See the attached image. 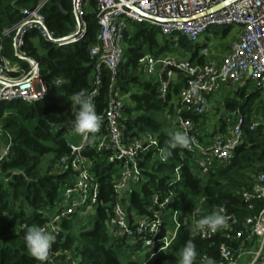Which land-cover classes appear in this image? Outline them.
Here are the masks:
<instances>
[{"label": "built area", "instance_id": "1", "mask_svg": "<svg viewBox=\"0 0 264 264\" xmlns=\"http://www.w3.org/2000/svg\"><path fill=\"white\" fill-rule=\"evenodd\" d=\"M48 1L43 0L34 9L21 11L19 22L0 32V108L5 103L17 101L27 104L43 101L51 91L64 84L61 78L52 83L43 80L38 61L24 49L28 33L36 32L42 41L56 48L83 42L85 38V12L90 0H74L75 26L63 39L57 38L46 27L41 9ZM92 1L99 30L96 45L89 49L90 59L96 60L89 94L95 93L93 101L102 125L99 132L89 134L87 138L82 136L79 144L67 142L68 153L54 164L53 174H68L69 183L56 204L43 212L46 223L42 227L56 237L47 264H84L76 247L53 249L58 238L67 235L63 229L66 219L74 218L78 225H82L84 219L94 220L99 209L105 212L104 227L119 253L129 252L131 261L149 264L172 246L182 226L179 221L181 210L172 187L182 179L184 159L189 157L194 177L204 181L217 169L225 168L245 142L246 115L239 110L232 113L234 124L227 133L217 134L205 142H200L194 122L183 115L202 119L210 111L212 98L223 88L243 86L251 81L254 91L260 95L259 109L262 111L259 114V109L252 110L248 130H264V0H238L220 9L217 8L229 0ZM129 23L158 30L159 40L164 37L165 41H170L177 34L191 45H197L201 35L210 27L236 26L240 29L237 39L218 63L209 59L205 47L194 60L164 54L157 58L146 55L138 61L142 75L157 85L158 98L165 105L163 115L169 122L166 134L180 131L192 138L189 148H181L180 163L165 182L167 191L152 190L149 195L142 193L147 184L144 170L151 171L155 163H164L161 157L165 150L160 148L148 123L127 125L142 115L133 113L128 116L125 113L130 102L118 86L119 66L126 49L124 35L133 29L129 28ZM12 34L13 54L9 58L4 54L2 41ZM198 59L202 62L199 63ZM103 70L109 74L108 97L100 109L97 98ZM177 75L181 78L178 79ZM179 83H183V87L174 98V88ZM89 150L93 154H86ZM148 154H151L150 159H146ZM6 155L0 125V160ZM145 159L149 168L143 166ZM95 161L111 167L113 200L105 202L100 197ZM247 176L251 185L243 188L239 195L246 210L253 212L257 202L264 203V171H249ZM134 192L141 200L147 201L140 209L131 201ZM202 203L203 199L187 221L193 230L191 239L211 241L221 234L226 242L203 254L197 264H208L209 259L215 264H264V206L242 224L234 213L222 206L215 212L223 209L228 227L212 232L196 228V221L203 218L200 214ZM141 256L144 260L140 259Z\"/></svg>", "mask_w": 264, "mask_h": 264}, {"label": "trees", "instance_id": "2", "mask_svg": "<svg viewBox=\"0 0 264 264\" xmlns=\"http://www.w3.org/2000/svg\"><path fill=\"white\" fill-rule=\"evenodd\" d=\"M41 1L43 0H0V32L15 26L21 18V11L34 9ZM73 2L74 0H49L41 9L46 27L54 32L57 38H66L75 26ZM85 20L87 32L83 42L67 47L56 48L42 41L36 32L26 35L24 49L31 58L38 61L43 80L52 83L61 78L64 84L61 88L51 91L43 101L34 104L17 101L5 103L0 108L2 142L6 149L11 145L10 151L7 150V155L0 160V264L38 263L25 248L24 233L29 227L45 225L43 212L56 204L65 185L69 183L68 174H53V167L60 157L68 153V135L72 134V140L76 138L71 130L76 112L71 103L72 95L81 89H86L88 93L92 90V74L96 60L90 59L89 49L96 45L99 30L92 0L86 9ZM13 37L14 34L2 41L4 54L9 58L13 54ZM159 37L158 30L142 28L140 25L135 26L130 33H125L126 49L118 75V86L130 102L125 113L128 116L142 113L136 120L128 122V127L131 123L136 126L148 123L149 130L159 140L160 148L172 152L164 163H155L151 171L144 170L147 180V184L142 188L144 195H149L152 190L167 191L165 182L171 178L173 169L180 163L178 156L181 148H169L168 141L172 133H157L156 128L153 130L151 127L152 122H156L159 116L163 115L165 105L158 98L157 85L143 78L138 64L146 55L155 58L164 55L165 46L161 44ZM179 44L181 48H186L188 42L181 37ZM197 50L190 57L192 60L197 58ZM198 62L201 63L202 60L198 59ZM102 73V85L97 98L100 109L107 101L109 83L108 72L103 70ZM182 87L183 83H179L176 89L174 88V93H179ZM239 95L242 97L239 104L227 101L226 112L210 135L201 123L205 117L201 119L183 115L194 122L195 129L200 134V142H205L217 134L227 133V126L234 124L232 113L239 109L246 114L245 142L236 150L233 159L225 168L217 169L204 181L194 177L189 157L184 159L182 179L172 187L181 210L179 221L182 226L172 246L149 264H180L182 250L185 242L189 240L196 245L198 255L194 264H197L203 254L226 242L221 234H217L211 241L191 239L193 230L187 221L198 208L200 200L203 199L200 206V214L203 217L225 206L229 212L235 214L240 224L249 216H255L264 206L263 202H257L255 210L248 212L239 195L243 188H249L251 185L247 176L249 171H264V130H248L253 105L258 102L259 107L261 106L260 95L257 91L248 95L242 92ZM225 116L228 119L231 117L232 120L226 119ZM86 154L91 155L93 151L89 150ZM49 156L51 158L47 159ZM150 157L151 154H148L146 159ZM146 159L143 166L149 168ZM111 171V167L105 162L95 161L94 172L100 184V197L105 202L113 200L110 187ZM131 201L137 209L147 204L136 192ZM105 220V212L99 209L96 218L92 220V229L83 232L76 219H66L63 229L67 235L58 238L53 250L76 247L84 264H139L130 259H121L118 247L115 248L114 242L106 232ZM92 256L96 257L94 261H90L89 257Z\"/></svg>", "mask_w": 264, "mask_h": 264}, {"label": "clouds", "instance_id": "3", "mask_svg": "<svg viewBox=\"0 0 264 264\" xmlns=\"http://www.w3.org/2000/svg\"><path fill=\"white\" fill-rule=\"evenodd\" d=\"M94 95L95 93L89 94L86 89H81L71 97L72 107L76 109L71 130L85 138L89 134L99 132L102 125V118L98 115L93 101ZM168 143L170 149L189 148L192 144V138L185 132L177 131L171 134ZM10 149L11 145H8L7 150L10 151ZM171 155V151H165L161 159L166 161ZM222 213L223 209L199 219L196 221V228L202 231L211 230L212 232L227 228V217ZM23 239L29 255L40 264H47L50 260V250L56 240L55 235L43 227H29L25 231ZM197 255L196 245L191 240L186 241L181 253L180 264H194ZM208 264H215V261L209 259Z\"/></svg>", "mask_w": 264, "mask_h": 264}, {"label": "rangeland", "instance_id": "4", "mask_svg": "<svg viewBox=\"0 0 264 264\" xmlns=\"http://www.w3.org/2000/svg\"><path fill=\"white\" fill-rule=\"evenodd\" d=\"M135 26L137 25L133 23H129V28H134ZM142 28H145V27H142ZM227 29L228 31L226 32ZM239 31L240 29L236 26H233L231 28L210 27L204 34L201 35L200 40L197 45H191L188 43L186 48H181L179 46L180 38L178 37L177 34L174 35L173 39L168 41V43L165 42L164 37L161 38V44L165 46L164 54L175 56L178 59L188 60L197 49H198L197 51L199 54L201 50L203 49V47L208 49L209 59H213L219 56L223 57L227 53V51L229 50V47L237 39ZM142 76L144 79L151 81L148 77H145L144 75ZM177 78L180 79L181 76L177 75ZM254 89H255L254 85L251 81H248L243 86L236 85V86H227L226 88H223L219 93L216 94L214 98H212V101L210 103V111L207 114V116H205V119H203L201 122L203 123V126L207 128L209 133H212L213 129L218 124L219 119L226 112L225 104L227 103V101L237 102L239 104V102L242 101V97L239 94L244 92L246 95H248V94H251L254 91ZM57 92L59 93L60 91H57ZM179 93H176L175 91V93H173V97L174 98L178 97ZM253 109H259L258 102H255V104L252 107V110ZM260 109L258 110L259 114L262 111ZM262 115H263V112H262ZM226 119L228 118L226 117ZM228 120H232V118L230 117ZM151 127L153 130H155L156 128L155 131L157 133L162 132V131H164L165 133L169 132V122L165 119L164 115L159 116L156 122H152ZM227 127L229 130L231 125ZM71 135L72 134L68 135L67 137L68 142L73 143V144H79L82 136L74 133L73 136H75L76 138L72 140ZM49 158L51 157L50 156L47 157V159ZM156 179H159V177H156ZM92 222L93 221L91 218L84 219L82 222V225H79V227L81 228V231L84 232L87 230H91L93 227ZM120 254H121V259L123 261L129 260V252L120 253ZM89 258H90V261H94L96 259L95 256H92ZM140 259L144 260V257L141 256ZM239 264H241V262Z\"/></svg>", "mask_w": 264, "mask_h": 264}, {"label": "water", "instance_id": "5", "mask_svg": "<svg viewBox=\"0 0 264 264\" xmlns=\"http://www.w3.org/2000/svg\"><path fill=\"white\" fill-rule=\"evenodd\" d=\"M236 1H238V0H229V1L225 2L222 6L218 7L217 9H220L222 7H225V6H228V5H230V4H232V3L236 2Z\"/></svg>", "mask_w": 264, "mask_h": 264}, {"label": "crops", "instance_id": "6", "mask_svg": "<svg viewBox=\"0 0 264 264\" xmlns=\"http://www.w3.org/2000/svg\"><path fill=\"white\" fill-rule=\"evenodd\" d=\"M221 58L222 57H215V58H213V60H215L217 63L221 60ZM247 83V82H246ZM179 84H177L176 86H175V88L178 86ZM180 91H181V89H180Z\"/></svg>", "mask_w": 264, "mask_h": 264}]
</instances>
